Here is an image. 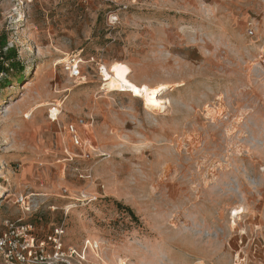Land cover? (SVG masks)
I'll return each mask as SVG.
<instances>
[{
    "label": "rangeland",
    "instance_id": "374dc122",
    "mask_svg": "<svg viewBox=\"0 0 264 264\" xmlns=\"http://www.w3.org/2000/svg\"><path fill=\"white\" fill-rule=\"evenodd\" d=\"M120 4L0 0V230L61 228L72 264H264V0ZM113 62L166 88L105 94Z\"/></svg>",
    "mask_w": 264,
    "mask_h": 264
},
{
    "label": "built area",
    "instance_id": "2783aa9c",
    "mask_svg": "<svg viewBox=\"0 0 264 264\" xmlns=\"http://www.w3.org/2000/svg\"><path fill=\"white\" fill-rule=\"evenodd\" d=\"M87 1V0H85ZM109 7H120V0H104ZM252 34V31L249 32ZM85 61L79 53H72L63 59L62 66L67 76L76 82L84 79L83 65ZM78 125H83L79 120L77 124H69L67 133L74 147L81 149L82 141ZM35 226L21 220L9 221L0 230V262L1 264H72V253L65 252L61 237L63 230L54 227L53 230L40 237Z\"/></svg>",
    "mask_w": 264,
    "mask_h": 264
},
{
    "label": "bare ground",
    "instance_id": "6f19581e",
    "mask_svg": "<svg viewBox=\"0 0 264 264\" xmlns=\"http://www.w3.org/2000/svg\"><path fill=\"white\" fill-rule=\"evenodd\" d=\"M131 68L122 62H113L108 68L102 66L99 69V77L103 83L102 90L105 94L131 92L133 97H138L143 101H152L157 92L166 88V85H157L155 87H149L146 84H137L130 78ZM35 109V108H34ZM59 110L52 108L50 116L54 120L58 119ZM241 214L242 210L235 211L233 214Z\"/></svg>",
    "mask_w": 264,
    "mask_h": 264
},
{
    "label": "trees",
    "instance_id": "16d2710c",
    "mask_svg": "<svg viewBox=\"0 0 264 264\" xmlns=\"http://www.w3.org/2000/svg\"><path fill=\"white\" fill-rule=\"evenodd\" d=\"M0 47H1L0 49H2L4 47V44H2ZM14 58H15V52L13 49L7 50L4 57L1 58L0 56V74L8 73L9 68L12 69V68L19 66V64L14 60ZM7 61H10V62H9V65L5 67L4 63ZM127 211L132 215V212L130 209H127Z\"/></svg>",
    "mask_w": 264,
    "mask_h": 264
}]
</instances>
